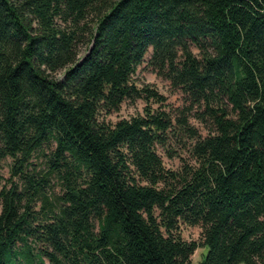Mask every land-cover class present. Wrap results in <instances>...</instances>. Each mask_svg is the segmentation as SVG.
Segmentation results:
<instances>
[{"label":"trees","instance_id":"obj_1","mask_svg":"<svg viewBox=\"0 0 264 264\" xmlns=\"http://www.w3.org/2000/svg\"><path fill=\"white\" fill-rule=\"evenodd\" d=\"M150 49L177 118L134 79ZM182 138L168 169L158 148ZM7 160L0 264H191L182 225L202 264H264V0H0Z\"/></svg>","mask_w":264,"mask_h":264},{"label":"rangeland","instance_id":"obj_2","mask_svg":"<svg viewBox=\"0 0 264 264\" xmlns=\"http://www.w3.org/2000/svg\"><path fill=\"white\" fill-rule=\"evenodd\" d=\"M87 52V48L81 49L80 56L83 57ZM196 52V51H195ZM152 49L149 50L146 55L145 62L138 68L134 79L138 85L144 86L149 85L151 88L156 90L160 95L166 99V110L171 113L174 118L180 115L181 110L186 106L185 95L174 89L171 83L158 76L153 68L149 65V60L151 58ZM64 71H59L53 76L58 79H62L64 76ZM154 109L159 108V105L151 103ZM146 103L142 100H137L134 102H125L118 112L104 117L107 122L116 123L122 119H131L132 117L138 115H144V108ZM190 125L195 127L199 133L206 135L207 131L204 129L203 125L198 122L194 117L189 119ZM191 146V140L187 138H182L180 142L173 140L170 146V152L165 149L158 148L159 154L162 156L165 166L168 169L178 170L181 168L184 162L190 161L191 156L189 149ZM10 164L11 160L3 161L0 163V189L7 184L10 177ZM1 213V206H0ZM182 237L188 242H195L199 245L196 252L191 257V264H202L205 256L208 253V248L202 246V229L200 227H190L181 226Z\"/></svg>","mask_w":264,"mask_h":264}]
</instances>
